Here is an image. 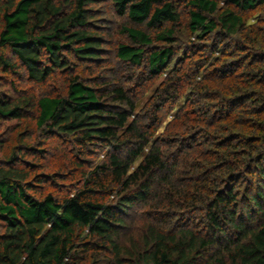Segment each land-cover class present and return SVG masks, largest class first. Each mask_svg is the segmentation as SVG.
Instances as JSON below:
<instances>
[{
	"label": "trees",
	"instance_id": "trees-1",
	"mask_svg": "<svg viewBox=\"0 0 264 264\" xmlns=\"http://www.w3.org/2000/svg\"><path fill=\"white\" fill-rule=\"evenodd\" d=\"M97 1L0 0V69L72 72L0 94V264H264V0H111L131 90L72 67Z\"/></svg>",
	"mask_w": 264,
	"mask_h": 264
},
{
	"label": "rangeland",
	"instance_id": "rangeland-1",
	"mask_svg": "<svg viewBox=\"0 0 264 264\" xmlns=\"http://www.w3.org/2000/svg\"><path fill=\"white\" fill-rule=\"evenodd\" d=\"M222 4L223 2L220 5ZM91 10L92 12L87 31L92 32L94 38L102 41V48L104 49L101 53L102 60L99 61V63L90 60H80L77 56L81 55L78 54L70 59L72 67L76 68L75 72L80 73L83 78L87 79V84L95 85V83L112 80L124 83L129 90L133 89L132 82H129L133 77V68L129 67L126 63L120 62L115 55L117 45L125 43V38L121 34V27L127 25L128 21L115 13L111 0H98L96 6H93ZM7 57L9 58L8 55ZM18 73L17 75H9L5 74L0 69V94L13 97H37L44 90L52 93H60L68 75L72 72L66 71L56 73L54 78L50 79L43 87L30 82L24 73ZM99 76H108L109 78L96 80ZM151 93L152 91L138 103V111L145 104ZM28 121L33 126L32 131H30L31 136L29 141L35 143L34 145L36 148L38 147L37 144L39 141L48 146L59 145L58 142H56L57 139H54V142H50L53 140L52 138L45 139L40 132L34 128V121L31 117L28 118ZM22 123L7 120L1 122L0 141H4L5 144L11 142L13 140L14 130L20 127ZM28 161H31V159L29 158ZM54 161H52V163L50 162L51 165L56 164L57 160ZM137 217L138 220L135 222H137L136 224L140 227L143 219H140L141 214H137Z\"/></svg>",
	"mask_w": 264,
	"mask_h": 264
}]
</instances>
